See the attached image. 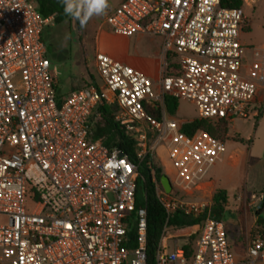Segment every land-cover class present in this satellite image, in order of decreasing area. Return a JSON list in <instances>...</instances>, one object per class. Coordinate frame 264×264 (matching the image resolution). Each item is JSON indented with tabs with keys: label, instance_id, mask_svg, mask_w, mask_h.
Wrapping results in <instances>:
<instances>
[{
	"label": "built area",
	"instance_id": "2783aa9c",
	"mask_svg": "<svg viewBox=\"0 0 264 264\" xmlns=\"http://www.w3.org/2000/svg\"><path fill=\"white\" fill-rule=\"evenodd\" d=\"M247 4L123 0L105 24L116 36L162 39L166 63L159 82L98 53L100 86L60 96L43 41L54 16L44 18L37 0H0V264H148V212L137 201L145 182L139 165L163 149L175 171L172 179L163 168L171 192L147 164L166 214L155 264H264V235L252 238L237 259L210 201L196 199L207 193L225 142L201 130L188 135L164 103L165 97L192 103L199 120L210 122L245 119L256 109L264 91V43L243 73ZM100 106L111 107L115 121L133 136V160L92 138ZM263 201L264 193L254 194L250 206L256 210ZM177 213L201 221L175 229ZM179 235L186 238L181 245Z\"/></svg>",
	"mask_w": 264,
	"mask_h": 264
},
{
	"label": "rangeland",
	"instance_id": "374dc122",
	"mask_svg": "<svg viewBox=\"0 0 264 264\" xmlns=\"http://www.w3.org/2000/svg\"><path fill=\"white\" fill-rule=\"evenodd\" d=\"M121 1L109 0L110 7L107 13L92 17L85 28H81L73 21L60 25L53 24L46 29L44 35L47 45L50 46L48 58L51 61L52 72L57 78V92L60 96H67L73 90L86 85L100 86L96 66L98 53L120 61L119 55L125 49L126 40L112 33L105 24V18L113 8L120 5ZM245 10L248 26L242 32L240 41L245 48L243 58L246 61L242 72L248 73L252 67L254 49H259L264 43V0H248ZM263 113L264 91L257 100L256 109L249 117L245 119L238 117L230 122L227 134L221 137L227 148L225 159L216 164L209 174V178L216 182L217 188L211 184L207 193L196 195V199L210 201L213 208L212 199L216 192L221 189L228 192V204L218 218L225 224L231 241L235 242L245 236L246 230L257 216L256 211L250 206L251 200H247L244 205L243 193L246 198H250L252 193L259 195L262 193L260 191L264 190V115L256 120ZM173 118L184 123L199 120L196 106L186 101H180L178 113ZM156 160L162 169L167 167L170 172L172 171L170 177L173 179L175 171L164 149L160 150ZM259 218L264 220V212ZM259 234L264 235V232ZM178 240L181 245L186 238L180 236ZM232 250L237 258H242V247L233 245Z\"/></svg>",
	"mask_w": 264,
	"mask_h": 264
},
{
	"label": "trees",
	"instance_id": "16d2710c",
	"mask_svg": "<svg viewBox=\"0 0 264 264\" xmlns=\"http://www.w3.org/2000/svg\"><path fill=\"white\" fill-rule=\"evenodd\" d=\"M38 11L44 18H50L54 16V24L60 25L65 22H73L72 18L66 16L63 11V6L60 0H37ZM223 5L228 8H240L244 7V0H223ZM78 24L79 22L76 21ZM43 41L47 45V40L43 34ZM47 49L50 50V46L47 45ZM173 57H168V62L171 65ZM90 86V85H87ZM165 109L171 117H176L180 101L172 98L165 97ZM156 116L160 117L158 110H151ZM97 114H100V118L97 119ZM261 114L258 121L263 117ZM230 122L222 120L213 125L210 121L194 120L192 122L185 123L183 125V131L188 135H193L197 131L208 132L213 138L221 140V137L227 134V127ZM91 136L93 139L102 142L110 150L118 149L125 156L130 159L135 158V142L133 136L128 133L124 127L115 121L113 109L109 106H100L93 117ZM148 163L156 171V180L161 181L164 176L163 169L158 165L156 157L148 156L146 161L139 165V173L144 177L145 182L140 183L138 190V206H145L148 212V264H155V253L158 248L161 235L166 222V214L164 209L159 205L154 196V181L152 180ZM143 195L147 197V202L143 203ZM213 218L218 219L228 202V194L225 190H218L213 199ZM264 202V201H263ZM262 202V203H263ZM261 203V205H262ZM259 215V211H256ZM200 219H187L180 216L179 213L175 214L171 220V226L175 229H185L197 225ZM262 227L261 225H258ZM196 240V235L188 239V249H192V245Z\"/></svg>",
	"mask_w": 264,
	"mask_h": 264
},
{
	"label": "crops",
	"instance_id": "0c3cea01",
	"mask_svg": "<svg viewBox=\"0 0 264 264\" xmlns=\"http://www.w3.org/2000/svg\"><path fill=\"white\" fill-rule=\"evenodd\" d=\"M114 9L115 8H113L112 10ZM123 38H125L126 40V46H125L124 51L121 52L119 55V59H120L119 62L141 71L143 74H146V76L148 75L149 78L152 77L153 79H155V80H152L150 78L152 81H154L155 83H158L161 77L162 68L166 63L162 39L147 36V35H136L130 38L129 37H123ZM224 159H225V156L222 162L224 161ZM165 169L166 171L169 170V168L167 167ZM210 181H211L210 185L214 184L215 187L217 188L216 182L212 179H210ZM260 192L264 193V190H261ZM252 195H254V193L251 194L250 198H246L245 194L243 193L242 199H243L244 205H246L247 200H251ZM228 199H229V196H228ZM257 210L259 211V215H257L254 218V220L250 224V227L246 230L245 236L243 238L239 239L237 242L231 241L230 234L228 232L231 245L232 246L237 245L238 247H242V256L250 240L254 238L255 236H257L260 232H264L262 231L264 229V226L263 225H261L262 227L258 226L259 225L258 221L260 220L259 216L261 215L262 212H264V202L262 203V205L260 204L258 209H256L255 211ZM237 259H241V258H237Z\"/></svg>",
	"mask_w": 264,
	"mask_h": 264
},
{
	"label": "clouds",
	"instance_id": "9594fccd",
	"mask_svg": "<svg viewBox=\"0 0 264 264\" xmlns=\"http://www.w3.org/2000/svg\"><path fill=\"white\" fill-rule=\"evenodd\" d=\"M60 3L64 14L78 21L81 28H85L92 17L105 15L110 7L109 0H60Z\"/></svg>",
	"mask_w": 264,
	"mask_h": 264
},
{
	"label": "water",
	"instance_id": "95a60500",
	"mask_svg": "<svg viewBox=\"0 0 264 264\" xmlns=\"http://www.w3.org/2000/svg\"><path fill=\"white\" fill-rule=\"evenodd\" d=\"M161 183L163 185V187L165 188V190L167 192H171L172 191V186H171V183H170V180L167 176H163L162 179H161ZM258 224L259 225H263L264 226V220H259L258 221Z\"/></svg>",
	"mask_w": 264,
	"mask_h": 264
}]
</instances>
